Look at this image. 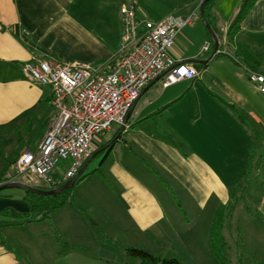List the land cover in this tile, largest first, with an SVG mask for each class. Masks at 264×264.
Returning a JSON list of instances; mask_svg holds the SVG:
<instances>
[{"label":"crops","instance_id":"crops-1","mask_svg":"<svg viewBox=\"0 0 264 264\" xmlns=\"http://www.w3.org/2000/svg\"><path fill=\"white\" fill-rule=\"evenodd\" d=\"M219 4L212 10L218 30L223 21ZM130 5L139 23L159 22L172 15L155 12L153 15L136 0H0V130L15 127L17 132H31L37 127L42 131L34 147H22L9 160L1 153L5 168L11 163L8 174L26 149L38 145L55 114L50 105V87L30 81L22 71L23 65L52 60L62 65H91L107 73L122 47L119 10ZM235 7L234 15L239 4ZM225 23L230 26L229 22ZM207 38L203 22H195L178 34L169 55L178 63L194 67L193 61L207 60L208 52L202 51L209 43ZM219 41L222 54L228 55L224 59L234 64L228 72L215 73L216 82L205 69L198 71L196 79L167 88L162 86L161 79L155 82L136 101L120 139L101 155L99 164H91L94 167L90 172H93L79 182L68 203L49 221L0 226V264H29L28 261L39 264L46 256L37 251L38 242L50 248L52 259L57 258L59 250L60 264H102L103 257L117 256L111 252L115 249L112 243H107L115 231L129 238L135 232L139 244L156 231L167 233L166 224H172L170 219L180 220V204L174 191L199 212L213 206L214 218L217 209L228 200V187L236 181L234 175L225 180L218 170L237 169L236 163L230 164L231 158L224 156L228 147L220 159L215 151L225 144L224 138L241 140L238 148L243 153L247 147L240 125H233L238 122L235 114L222 101L241 109L247 106L246 99H259L253 93L247 96L243 93V83H249L242 72H264V60L258 63L264 59V0H256L250 7L232 41L228 38L224 44L221 37ZM248 114L256 118L251 111ZM164 121H170L173 126L164 127ZM186 126L193 130L192 136L177 139L181 138L178 130ZM187 139L193 146L189 144L188 150H181L180 141ZM108 141L103 136L95 139L93 154ZM11 144L9 140L7 146ZM263 148L264 142L260 146ZM14 149L11 147V152ZM9 176L10 181L14 180L13 174ZM247 194L251 192L245 191L244 195ZM82 211L91 214L96 227L84 218ZM29 214V203L20 191L0 193V221H19L21 216ZM103 215L112 218L113 227L105 222ZM53 232L61 241L55 239ZM50 235L54 240L48 238ZM93 250L98 252L93 254Z\"/></svg>","mask_w":264,"mask_h":264},{"label":"built area","instance_id":"built-area-1","mask_svg":"<svg viewBox=\"0 0 264 264\" xmlns=\"http://www.w3.org/2000/svg\"><path fill=\"white\" fill-rule=\"evenodd\" d=\"M122 47L109 71L91 65H62L41 60L23 65V73L40 86L51 89L54 116L34 149H26L12 164L14 178L30 172L47 187L73 178L93 153L94 140L115 127L126 128L125 118L142 90L162 76V86L194 80L199 72L176 62L169 52L178 34L193 24L196 11L186 17L169 15L159 22H137L133 5L119 10ZM206 43L202 51L208 52ZM248 82L264 96V74L246 71ZM70 160L65 173L55 170ZM55 175L57 178H55Z\"/></svg>","mask_w":264,"mask_h":264},{"label":"rangeland","instance_id":"rangeland-1","mask_svg":"<svg viewBox=\"0 0 264 264\" xmlns=\"http://www.w3.org/2000/svg\"><path fill=\"white\" fill-rule=\"evenodd\" d=\"M204 1L205 0H136V2L140 4V7L142 9L147 10L153 15L155 12L157 13V15L161 16H164L169 13L181 17H186L190 15L193 11H196V17L193 19V23H202L200 18V5ZM242 1L243 0H241L240 3H237L238 0H218L215 3L217 5L218 3H220L219 6L222 10L221 15L223 21L221 27L219 28V32L221 34V39H224V44H226L225 42L228 41L229 35L227 36V33L230 28L228 23L225 22H229L231 24L236 15L233 14L235 12V6H238L239 4L240 8ZM232 14L233 17H231ZM217 38L219 37L217 36ZM263 60L264 59H259L258 62L257 60L253 59L252 61H256L261 64V62L263 63ZM233 65L234 64L230 60L218 58L208 63L205 70L210 71L209 77L213 82H216L214 79V74L219 72L226 73L228 72L229 67ZM242 73L243 76H246L245 72ZM258 73L264 74V72ZM245 80L248 82L247 76ZM248 85L250 86L251 90ZM248 85L243 83V93L246 96L248 93H253L257 97H259V99L253 101L251 99H246L247 106L241 107V110H244L246 113L250 111L252 114L254 113V116H256V118H254L256 120L259 119V124L264 132V100H262L263 97L256 92V90L250 83ZM29 98L30 93L27 96L28 103H30ZM52 112L53 111L51 110V113ZM235 117L237 118V115H235ZM162 124L164 125V127L173 126L170 121H164L162 122ZM238 124L241 127L240 130L242 132V139L244 138L245 143H247L246 151H244L243 153L239 150L238 147H240L239 145L241 143V140H235V138H224L225 144L220 147L219 151H215L216 156L220 159L224 148L228 147V152L224 156H228L229 158H231L230 164L236 163L237 169L230 168L227 171L220 169L218 170L221 173V176L227 181L230 180L232 175H234L233 177H235V180L237 181L240 176L244 174V172L249 166L251 168L250 174L245 183V191L246 193L250 191L251 195H243V198H240L238 202H236L235 211L232 213L233 215L231 218V222L229 225L224 224L225 227L221 232L226 244V246L224 247L226 253L225 258L227 260V263L229 264H264V148L260 149V146H263L264 137L262 136V139L258 142L254 157L250 161V165H248V148L250 147V139L248 133L246 132V127L240 124L239 121L233 122L234 126H237ZM114 130L115 132H117L118 130H120V128L118 129V127H115ZM192 131L193 130L189 126H186L185 128H181L180 130H178L177 134L181 138H177L176 136L174 137H176L177 139H185L187 137L192 136ZM40 133L42 134L41 128L37 127L31 130V132H17V128L15 127L8 130H0V155L1 153H4L6 156L5 158L9 160L13 157L15 151L20 150L22 147H34V144H36V141L39 138L38 135ZM237 133L238 132L233 134L236 136ZM113 134L114 133L105 134L103 136V140L108 141L111 135ZM245 134L247 135L248 139ZM9 140L12 144L10 146H7ZM20 140L22 142V145H19ZM15 142L17 143L16 149H14L16 145ZM183 142L180 141L181 150H188L190 147L189 144L193 146V142L190 143V140L188 139ZM177 143H179V141H177ZM198 144L201 147V144ZM11 147L14 149V153L11 152ZM98 151V149L94 151L95 156L93 157L91 163L88 165L89 167H87L86 173H89L94 166L101 162L102 156H99L100 154L98 153ZM2 160L3 158L0 156V174L5 170V163H3ZM70 162V160L59 162L58 165L55 167V170H59L65 173L67 167H69L70 165ZM91 164L94 166L92 167ZM12 174V178H14L16 171H11V174H8L7 172L6 175L9 176ZM15 179L17 178H14V180ZM27 179H29L28 182H24ZM14 180L8 182H1L0 185L9 182H24V184L27 183V185H30L32 187H47L30 172L26 173L22 177H19V181ZM174 194L176 196V200L180 204V220L175 221L174 219H170L169 221L172 224H166L167 233H160L156 231V233L148 235L145 241H142L137 244L135 239L137 234H135V232H132V237L129 238L128 235H120L118 232L115 231V234L109 236L110 241L108 240L107 243H112L115 249H112L111 252H114V255L117 256L114 258L108 257L107 259L103 257L102 264H144L143 261H147L146 264H155V262L149 259H138V257H134L129 253L127 256V254L125 253L126 250L133 248L138 250L143 249L145 251L150 252L151 255L159 258H174L179 262V264H215V262L210 256L208 246L209 234L213 228V213L215 209H211L213 208V206H211L207 208L204 212H199L195 208L191 207L189 204L184 203L185 200L182 199V197L178 195L176 191H174ZM87 215L89 216V218L91 217L95 221L91 214L89 215L87 213ZM83 216L86 219L84 214ZM103 218L110 227L114 226V222L110 216L103 215ZM49 220H45V222ZM124 223L125 225H127L125 220ZM90 224L94 226L92 223ZM56 232H53L55 239L57 241H61V237ZM186 232H188L187 235H185ZM180 236H182V239L180 238ZM54 237L50 235L48 238L54 240ZM23 239L26 240L25 237ZM111 239H115V242ZM117 240L118 242H116ZM21 241H19L20 244ZM44 242L46 243L47 241L44 240ZM63 242L64 240L62 237V243ZM62 246L64 248L65 245ZM15 247L16 245L14 244L13 248L15 249ZM72 248L73 247L70 246V249ZM37 251L46 256L44 259H40L39 264H51L50 262H52V264H60V262L58 261V255L60 253L59 250L56 254L57 258L52 259L51 257H49L50 248L47 245L44 246L42 242H38ZM97 252V250H93V254H96ZM26 256L30 259L28 255ZM238 257L240 258V260H238ZM28 263L30 264L29 261Z\"/></svg>","mask_w":264,"mask_h":264},{"label":"trees","instance_id":"trees-1","mask_svg":"<svg viewBox=\"0 0 264 264\" xmlns=\"http://www.w3.org/2000/svg\"><path fill=\"white\" fill-rule=\"evenodd\" d=\"M217 1L218 0H209L204 6L203 15H204V19L210 24L213 31L216 33V35L220 39L221 34L216 25L217 19L212 11ZM255 1L256 0H243L242 1V4L240 8L238 9V12L236 13L233 21L231 22L230 28L227 33V35H229L228 38L230 41H232L234 37L237 35L238 29L241 23L243 22L244 17L247 15L250 7L255 3ZM207 37L210 43V47L207 53L208 54L207 59H208L213 50V41L208 32H207ZM220 49L221 47L219 45V52L215 55L213 60L218 59V58H228V55L222 54ZM207 65L208 64H203V65L196 64L194 65V67L197 69V71H201L205 69ZM222 103L226 104L233 111V113L237 115V119L239 123L246 127V132L248 133V136L250 139V147L248 148V165H250L249 163L254 157L257 144L262 139L261 137L262 136L264 137V132L262 130V127L260 126L259 122H257L251 115H249L245 111L238 109L237 107H234L232 105H229L225 103L224 101H222ZM118 132L119 130L115 132L110 138V140L107 142V143H111L109 148L103 151L102 153H100L99 156L104 155L106 152H108L110 148L117 142V140L120 139V137L116 139ZM10 166H11V163H8L6 165L5 170L1 172L0 183L10 181L9 176L6 175ZM86 171H87V168L84 174L71 187L65 189L64 191H62L61 193L53 197L39 196V195L33 194L23 189H9V191H13V190L20 191V193L24 196V199L29 203L30 214L28 216H21L20 217L21 220L19 221L4 222L1 220L0 226H19V225H24V224H30L32 222H40V221L49 220L52 214H54L56 211H58L60 208H62L68 203L71 197V193L73 189L75 188V186L80 181H82L85 177H87L93 172L91 171L89 173H86ZM250 171H251V168L249 166L244 172V174L240 176V178L237 181H235L231 186L228 187V200L224 205H221L218 208L214 216L213 228L210 231L208 243H209V248H210V256L215 262V264H229L227 263V260L225 258L226 253H225L224 247L226 246V244H225V241L223 239L221 232L223 231L225 227L224 224L228 225V223L230 222L232 215H233L232 213L235 211L236 202H238L240 198H243L244 191H245V183L250 174ZM2 177H3V180H2ZM55 178H57L56 175H55ZM28 180L29 179H27L24 182H28ZM67 181L59 183L55 185L54 187H48V188L47 187L46 188L34 187V188L43 190V191L53 190V189L60 187ZM5 191L7 190H3L0 193L5 192ZM83 214L85 215L86 219L90 223L96 226V222L91 217L89 218V216L87 215L85 211H83ZM125 253L127 254V256L129 253L130 255L134 257H138V259L139 258L143 260L149 259L155 262V264H179V262L174 258H159V257L151 255L150 252L145 251L143 249L142 250L141 249L138 250L135 248L127 249ZM238 260H240L239 257H238ZM146 262L147 261H143L144 264H146Z\"/></svg>","mask_w":264,"mask_h":264},{"label":"water","instance_id":"water-1","mask_svg":"<svg viewBox=\"0 0 264 264\" xmlns=\"http://www.w3.org/2000/svg\"><path fill=\"white\" fill-rule=\"evenodd\" d=\"M209 0H205L201 5H200V18L201 21L204 24L205 29L207 30V32L210 34L212 41H213V50L212 53L210 55V57L206 60V61H193L194 64H208L209 62H211L213 60V58L215 57V55L218 53V49H219V41L218 38L215 34V32L213 31L212 27L210 26V24L204 19V6L205 4L208 2ZM163 76V75H162ZM160 76L159 78H157L156 80H154L153 82H151L149 85H147L141 92L140 96L143 95L155 82H157L158 80H160V78L162 77ZM135 105V104H134ZM133 105V107H134ZM133 107L130 109V111L128 112L126 118H125V123H127L130 114L132 112ZM124 131V127H121L116 139L123 133ZM111 145V143H108L107 145H105L104 147H102L101 149H99L98 153H101L103 151H105L106 149L109 148V146ZM95 156V153L93 155H91V157L89 159H87L84 164L82 165V167L80 168V170L78 171V173L71 179H69L67 182H65L63 185H61L60 187L53 189V190H48V191H43V190H39L36 189L32 186L26 185L24 183L21 182H9V183H5V184H1L0 185V192L3 190H9V189H23L26 191H29L33 194L39 195V196H43V197H53L58 195L59 193H61L62 191H64L65 189L71 187L85 172L88 164L90 163L91 159Z\"/></svg>","mask_w":264,"mask_h":264}]
</instances>
